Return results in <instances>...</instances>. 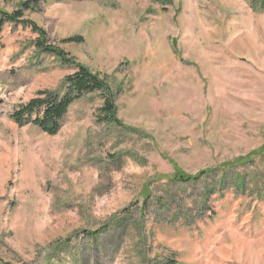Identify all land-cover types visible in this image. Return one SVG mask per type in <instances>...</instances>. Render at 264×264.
<instances>
[{"label": "rangeland", "instance_id": "1", "mask_svg": "<svg viewBox=\"0 0 264 264\" xmlns=\"http://www.w3.org/2000/svg\"><path fill=\"white\" fill-rule=\"evenodd\" d=\"M23 1L0 0V10ZM263 8L249 0H42L24 22L6 25L0 259L264 264V153L231 166L264 147ZM26 22L72 64L37 48ZM75 64L102 75L120 125L97 122V94L73 103L54 136L16 125L13 110L57 89ZM174 166L204 173L175 181ZM233 169L244 179L238 187Z\"/></svg>", "mask_w": 264, "mask_h": 264}, {"label": "trees", "instance_id": "2", "mask_svg": "<svg viewBox=\"0 0 264 264\" xmlns=\"http://www.w3.org/2000/svg\"><path fill=\"white\" fill-rule=\"evenodd\" d=\"M75 2L83 1H92V0H72ZM42 0H26L20 3L17 10H14L11 13H7L3 10H0V37L3 32V28L6 25H17L21 24L23 21L24 13L33 11ZM250 3L255 4L260 9L264 5V0H249ZM254 5L250 8H253ZM264 9V8H263ZM28 23V22H26ZM33 32L38 35V40L36 42V47L40 48L43 52L53 55L60 62L72 64V60L67 58L63 51L51 49L45 45V33L39 29L34 23H28ZM1 42V41H0ZM65 43L70 42H80L78 40L67 38L63 40ZM0 43V48H1ZM75 67V71L64 77L57 89L53 91H41L38 92L36 97L29 100L27 103L20 104L10 115V118L14 121L19 127L23 125H31L41 133L54 136L63 125L64 118L70 108V106L76 101L82 99L85 96L97 94L99 95L102 103L100 107L96 110L95 118L99 124L106 125H120L119 121L116 118V108L114 104V95L111 91L109 85L104 80L102 75L93 73L88 68L75 64L72 65ZM257 153L263 154L264 147L259 149L257 152L251 153L247 157L238 158L231 165L232 168L238 166L248 165V159L251 156L256 155ZM175 176L174 180H179L181 182H197L202 178L204 172H199L194 176L185 175L180 172V170L174 166ZM234 173L233 185L238 187L243 184V177L236 171L230 170ZM223 179L226 178L227 172L224 170ZM222 180H218L217 183L221 184ZM86 236L91 237V235L97 234V232L86 233ZM58 250L62 248L59 244L56 245ZM53 255L49 256V260ZM0 264H10L4 262L0 259Z\"/></svg>", "mask_w": 264, "mask_h": 264}]
</instances>
